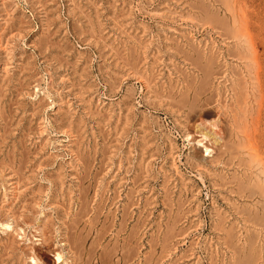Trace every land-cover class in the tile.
<instances>
[{
    "label": "rangeland",
    "instance_id": "obj_1",
    "mask_svg": "<svg viewBox=\"0 0 264 264\" xmlns=\"http://www.w3.org/2000/svg\"><path fill=\"white\" fill-rule=\"evenodd\" d=\"M204 1H0V56H2L0 57V67L4 68L3 71L2 67L0 68V162L3 164L0 165V181L4 182H2L3 184L0 182V191H2L0 192V200L5 201L0 203V211L2 212V214L0 212V226L7 220L10 222L6 223H10L13 226V231L9 230L10 232H5L0 227V264H58V262L59 264H264V223L261 222L262 218L264 220V199H261L263 197L259 194L260 190L256 182L252 181L251 177L248 178V175H251V172L245 168V162L248 164V157L242 152L243 146L237 144L239 139L237 127L240 121L235 120V114L239 113V109L237 108V102H234L236 100L232 98L237 92L243 90L244 82L242 80L245 75L251 74L250 71H253L256 67L259 68L260 65L263 69L262 71H264V59H262L264 58V1ZM226 6L229 7L226 8ZM241 6L246 13L244 14L245 16H242ZM233 14L234 17H231ZM235 15H237L236 18ZM233 18L236 20L234 21ZM229 23H231V28ZM251 36L253 38H250ZM214 41L218 43V45L216 44L218 47L215 46ZM247 41H250L249 45L254 47V52L246 44L248 43ZM193 43L195 48L192 47ZM199 43L204 44V47L199 45ZM244 43L245 46H243ZM10 46L13 47L11 48ZM5 47L10 48V50ZM181 47L185 51H181ZM197 47L202 52L201 54L198 53ZM202 47L204 49H200ZM207 47L210 48V52ZM229 48L231 49V54L233 51L234 54L237 53L239 56L242 52L241 57H233V54L228 55ZM210 53L213 56L212 60H210L212 57L209 55ZM4 55H7V57ZM12 55L17 57L14 58ZM216 55L218 59H216ZM191 56L194 58L199 56L200 59L197 58L195 62V59ZM214 56L216 61L213 60ZM243 56H248L250 59H243ZM237 57L241 58V60ZM191 59L194 64H190L192 62ZM242 59L245 63H241ZM224 60H230L231 64ZM257 60L260 65L252 66L251 64H257ZM224 63L228 64L225 65ZM247 63L249 67H253V70L248 67ZM235 64L238 65L237 68ZM206 67L207 70L211 69L212 72L210 70L206 72ZM246 68H249L250 71ZM135 69H137V72ZM200 69H203V72ZM235 70H237L238 74L239 70H241L240 73H243L238 75ZM204 72L208 74L203 77ZM181 73L185 77L181 76ZM217 73H219V76ZM227 76L228 79H226ZM169 78H171V81ZM187 79L189 80L187 81ZM151 80L154 81L150 83ZM202 80L203 82L199 83ZM191 81H195L194 84ZM233 82H235L234 85ZM224 83L226 84L225 86H223ZM200 84L202 85L200 86ZM212 86L213 88H211ZM219 86L221 88L220 92ZM178 87H182L183 90ZM145 88L147 89L145 90ZM154 89H157V93ZM177 89H179V92ZM214 89L216 92H214ZM223 89L225 90V95L223 94ZM170 91L172 92L169 93ZM197 91L201 93L199 94ZM221 92L225 98L224 96L221 97ZM44 93L48 95L45 96ZM49 93L52 95L49 96ZM167 94H170L169 96L171 97ZM173 94H176L175 100L172 98ZM181 96H188L189 101L186 103L187 98H184V100L182 98V102L184 101L183 103L186 104L180 101L181 105L178 103ZM207 96L209 99H207ZM213 96L217 98H212ZM192 97L195 100L197 99V101L194 99L191 101ZM210 98L212 99L209 102ZM221 100L222 102L224 101V104L220 103ZM174 101L178 104L175 103L177 105L175 107ZM205 101L207 105H205ZM166 103H171L173 106L171 104V106L169 104L166 105ZM162 104L163 106L161 107ZM218 104H221V109L218 108ZM183 105L187 107L192 105V108L181 107ZM202 105L205 106L201 107ZM157 106L158 108H156ZM194 107L198 109L196 111L197 114ZM219 110H221V115L218 119L217 128H220L222 133L224 132L222 128L225 129L226 127L229 130L225 129L224 134H222L223 138L220 140H218V136L215 133L210 132V130H213L211 123L216 119L214 115ZM171 113L174 114L172 115ZM175 114L177 118H174ZM187 114L191 116L189 120L192 121L185 119L189 117ZM5 115L6 117L9 115L7 121L10 120L11 122L5 123ZM202 115L205 116V119L208 118L204 124L200 123ZM197 117L199 119H196ZM223 118H225L226 123ZM228 120L229 122H227ZM187 121L190 125H187ZM180 122L183 124L181 123L180 125ZM192 122H194V125ZM38 123L40 124L38 125ZM37 126L40 127L37 128ZM7 128L10 129L8 135L7 132L4 133ZM39 128L40 130H38ZM1 134H5L4 137ZM2 138L6 139L3 140ZM46 139L48 140L46 141ZM234 140L237 143H234ZM170 141L173 143L171 146ZM49 142L50 144L48 145ZM15 143L16 147H13ZM193 143H198L199 145ZM203 143L212 149L211 154L205 151ZM227 143H231V147ZM46 146L48 147L46 148ZM212 146L216 147V151H214L215 147L213 148ZM23 147H28L26 148L28 151L32 150L31 154ZM229 147L231 152L236 154L228 151L229 149L227 148ZM13 148L18 150L14 149L12 151ZM22 150L26 152H24L25 155L29 153L26 155L27 157L25 156L28 159L27 161L23 157L24 153H22ZM218 151L223 153L220 158H218ZM8 152H10V155L14 152L12 153L13 158L18 156L15 161L11 156H8ZM37 152L40 153L38 154ZM174 154H176L177 158L174 157ZM192 155L196 157L193 156L192 158ZM235 155L236 157L238 156L239 161L235 157H233L234 160L232 159V156ZM21 157L23 158L21 159ZM216 157L217 160L215 159ZM226 158L230 159V161ZM23 159L28 163L25 164L24 161H19ZM29 160L34 165L30 164ZM226 160L228 164L233 163L231 168L230 165H225ZM241 160L242 162L244 161V165L240 168ZM19 163L25 166L22 167ZM204 163L207 167L204 166ZM41 164L43 165L41 166ZM208 165H211V167ZM2 167L5 169H1ZM175 167L177 168L176 170ZM210 168L217 172L214 174ZM244 168L245 170H242ZM145 170L149 171L146 173ZM221 171L224 172V176H220L223 174ZM13 172L14 176H12L13 174L11 175ZM235 174L238 176L234 177L236 179L232 177ZM22 175L25 177L23 178ZM59 177L62 179L61 181ZM231 177L233 181L235 180L233 184L230 183ZM239 177L242 179H239ZM19 178H22L20 179L21 181ZM28 178H31V180ZM170 179L172 180L171 182ZM209 179L212 180L209 181ZM247 180L251 182L247 183ZM25 182L28 184H25ZM63 182L65 183L63 184ZM224 182L227 186H225ZM240 184H243V186L241 187ZM167 185H170V187L168 188ZM230 188L233 190L230 191ZM238 188L244 190L241 191ZM250 190L254 193V195L252 193L253 197L249 196L251 195ZM8 191H11L10 194ZM14 192L17 193L18 197ZM230 193L232 194L229 195ZM238 193L242 194V198ZM237 197L239 198L237 199ZM235 198L237 199L236 201H234ZM165 199L166 201L168 200V204H166V201H162ZM257 199H260V203L257 202ZM261 200L263 201L261 202ZM178 201L181 203H178ZM231 201L232 204L233 202L237 204L232 205ZM183 202H185V207ZM227 202L230 203L227 204ZM170 204H173L171 205L172 210L170 209ZM234 207H238V211ZM2 209H4V212ZM218 210L222 213H219V215L226 216V220H223L224 223L222 221L223 218L221 217L222 219H220V216L216 215ZM7 211L11 212V214ZM13 211L16 212L14 213L16 217L12 213ZM4 214L10 217L12 215V217H5ZM188 214L189 216H187ZM231 214L236 215L232 216ZM252 215L255 216L253 219ZM138 216L140 217L138 218ZM217 218L223 224H220L221 222H218ZM255 219V223L257 222L256 224L260 225H254L253 220ZM230 220L235 222L234 227L238 226L240 230L233 228L231 225L234 223L232 224ZM243 222L247 224L245 225ZM213 226H217L216 228L218 229ZM219 226L222 227H220V230ZM230 226L234 232L228 228ZM245 226H248L247 228L251 232L247 228L246 230ZM258 226L259 229H257ZM253 228H255V232ZM228 229L229 232H226ZM243 229L246 232L241 234ZM58 253L61 255V261H58L56 257ZM79 256L82 258L80 259ZM34 260L37 262L35 263Z\"/></svg>",
    "mask_w": 264,
    "mask_h": 264
},
{
    "label": "bare ground",
    "instance_id": "obj_2",
    "mask_svg": "<svg viewBox=\"0 0 264 264\" xmlns=\"http://www.w3.org/2000/svg\"><path fill=\"white\" fill-rule=\"evenodd\" d=\"M1 1V0H0ZM204 1V0H203ZM226 1H228L229 2V0H226ZM231 1V0H230ZM236 1V0H235ZM246 0H244V2H245ZM264 1V0H263ZM262 1V2H263ZM205 2V1H204ZM210 2V1H209ZM233 2V1H232ZM241 2V1H240ZM257 2H259V1H257ZM261 2V1H260ZM247 3V2H246ZM226 4V3H225ZM229 4V3H228ZM253 4V3H252ZM260 4V3H259ZM263 4V3H262ZM261 4V5H262ZM1 5V4H0ZM194 5V4H193ZM245 5H247V4H245ZM258 5V4H257ZM229 7V6H228ZM227 6H226V8H228ZM248 7V6H247ZM240 8V7H239ZM241 8H242V6H241ZM234 9V8H233ZM238 9V8H237ZM259 9V8H258ZM261 9V8H260ZM264 9V8H263ZM262 9V10H263ZM3 10V9H2ZM241 10V9H240ZM251 10V9H250ZM261 11V10H260ZM264 11V10H263ZM231 12V11H230ZM235 12V11H234ZM240 12V11H239ZM238 12V13H239ZM247 12V11H246ZM0 13H1V11H0ZM233 13V12H232ZM242 16H245L244 14H246L245 13V11H243V8H242ZM236 16L237 15H235V18H236ZM263 16V15H262ZM1 17V16H0ZM227 17V16H226ZM230 17V16H229ZM231 17H234V14L233 15H231ZM246 17H248L247 15H246ZM232 19V18H231ZM240 19V18H239ZM243 19H245V17H243ZM242 19V20H243ZM262 19V18H261ZM2 20V19H1ZM195 20V19H194ZM233 20H234V18H233ZM236 20V19H235ZM234 20V21H235ZM238 20V19H237ZM230 21V20H229ZM238 22V21H237ZM233 23V22H232ZM230 24L231 23H229V27H230ZM241 24V23H240ZM242 24H244V23H242ZM248 24V23H247ZM239 26V25H238ZM248 26V25H247ZM233 27V26H232ZM239 27H241V26H239ZM231 28V27H230ZM244 28H247V27H244ZM48 29V28H47ZM250 29V28H249ZM233 30V29H232ZM2 31V30H1ZM44 31H46V30H44ZM237 31H238V29H237ZM236 31V32H237ZM242 31V30H241ZM43 32V31H42ZM240 32V31H239ZM247 32V31H246ZM250 32V31H249ZM248 33V32H247ZM246 33V34H247ZM20 35V34H19ZM3 36V35H2ZM95 37V36H94ZM238 37V36H237ZM240 37V36H239ZM250 38H253L252 36L250 37ZM8 39V38H7ZM6 39V40H7ZM10 39V38H9ZM12 39H14V38H12ZM23 39V38H22ZM192 39V38H191ZM240 39V38H239ZM4 40V39H3ZM247 40H249V39H247ZM251 40H253V39H251ZM8 41V40H7ZM203 41V40H202ZM201 41V42H202ZM207 41V40H206ZM236 41V40H235ZM264 41V40H263ZM6 42V41H5ZM14 42V41H13ZM53 42V41H52ZM193 42H195V41H193ZM215 42V41H214ZM225 42V41H224ZM238 42V41H237ZM248 43H246V44H250V41H247ZM7 43V42H6ZM35 43V42H34ZM204 43V42H203ZM226 43H228V42H226ZM252 43V42H251ZM253 43H254V41H253ZM2 44V43H1ZM10 44H11V42H10ZM179 44V43H178ZM192 44V43H191ZM190 44V45H191ZM194 44V43H193ZM215 44V46H216V44L218 45V43H214ZM224 44V43H223ZM234 44V43H233ZM4 45H6L5 43H4ZM12 45V44H11ZM17 45V44H16ZM199 45H202L201 43H199ZM204 45V44H203ZM202 45V46H203ZM220 45V44H219ZM2 46H3V44H2ZM36 46V45H35ZM192 46V45H191ZM195 46V44L192 46L193 48H195L194 47ZM206 46H208V44H206ZM234 46V45H233ZM243 46H245V43H244V45ZM242 46V47H243ZM250 47H251V45H249ZM8 47H9V44H8ZM7 47V48H8ZM11 47V46H10ZM13 47V46H12ZM11 47V48H12ZM16 47V46H15ZM204 47V46H203ZM200 48V49H204V48ZM209 47H210V45H209ZM216 47H218V46H216ZM215 47V48H216ZM236 47V46H235ZM234 47V48H235ZM247 47V46H246ZM6 48V47H5ZM6 48V49H7ZM208 48V47H207ZM206 48V49H207ZM212 48V47H211ZM219 48L221 49V47L219 46ZM252 49L251 50H253V52H254V50L255 49H253L254 47H251ZM257 48V47H256ZM9 50H10V48H8ZM7 49V50H8ZM47 49V48H46ZM140 49V48H139ZM181 49H182V47H181ZM180 49V50H181ZM197 49H198V47H197ZM205 49V50H206ZM209 49V52H210V48H208ZM223 49V48H222ZM236 49V48H235ZM242 49V48H241ZM0 50H1V47H0ZM4 50V49H3ZM63 50V49H62ZM194 50H196V49H194ZM213 50H214V48H213ZM229 51H228V55H232L233 57H235V56H238V54L237 53H235L234 54V52L232 51V54H231V49L229 48L228 49ZM240 50V49H239ZM243 50H244V47H243ZM243 50H241V51H243ZM250 50V51H251ZM12 51V50H11ZM16 51V50H15ZM65 51V50H64ZM132 51V50H131ZM181 51H185V50H181ZM191 51V50H190ZM198 51H199V49H198ZM204 51V50H203ZM235 51V50H234ZM247 51V50H246ZM3 52V51H2ZM19 52V51H18ZM208 52V51H207ZM213 52V51H212ZM222 52V51H221ZM244 52V51H243ZM248 52V51H247ZM255 52H257V51H255ZM6 53V52H5ZM8 53V52H7ZM10 53V52H9ZM15 53V52H14ZM14 53H12V54H14ZM199 54H201L202 52L201 51H199L198 52ZM242 53V52H241ZM241 53H240V55H241ZM258 53V52H257ZM214 54V53H213ZM225 54H227V53H225ZM224 54V55H225ZM237 54V55H236ZM244 55H246L245 53H243ZM262 54V53H261ZM192 55V54H191ZM194 55V54H193ZM209 55H211L212 56V54L210 53ZM215 55V54H214ZM239 55V56H240ZM249 55H250V53H249ZM255 55H258V54H255ZM5 57H7V55H4ZM3 56V57H4ZM13 56V55H12ZM17 56H18V54H17ZM16 56V57H17ZM208 56V55H207ZM217 56V55H216ZM238 56V57H239ZM252 56V55H251ZM0 57H2V56H0ZM14 58H16L15 56H13ZM185 57H186V55H185ZM188 57H189V55H188ZM191 57H193V56H191ZM202 57V56H201ZM226 57V56H225ZM237 57V58H238ZM241 57V56H240ZM255 58H256V56H254ZM253 57V58H254ZM197 58H199V56L198 57H196V58H194L193 57V59H195L194 61L196 62V60H197ZM212 58H213V56L211 57V59L210 60H212ZM244 58H246V59H250V57L248 58V56L246 57H244L243 56V59ZM2 59V58H1ZM3 59H6V58H3ZM200 59V58H199ZM203 59V58H202ZM201 59V60H202ZM206 59V58H205ZM204 59V60H205ZM209 59V58H208ZM216 59H218V56H217V58ZM216 59H215V56H214V59L213 60H215L216 61ZM232 59V58H231ZM239 59V58H238ZM243 59H242V61H241V63L242 62H244L243 61ZM258 59V58H257ZM261 59V58H260ZM262 59H264V58H262ZM12 60V59H11ZM14 60V59H13ZM18 60V59H17ZM138 60V59H137ZM142 60V59H141ZM173 60V59H172ZM201 60H199V61H201ZM207 60V59H206ZM222 60V59H221ZM239 60H241V58L239 59ZM252 60H254V59H252ZM8 61V60H7ZM143 61V60H142ZM147 61V60H146ZM145 61V62H146ZM186 61H188V60H186ZM190 61V60H189ZM191 63L190 64H192L194 61L191 59ZM223 61V60H222ZM225 61V60H224ZM227 61V60H226ZM225 61V62H226ZM230 61V60H229ZM229 61H227V62H229ZM248 61V60H247ZM261 61V60H260ZM5 62V61H4ZM15 62H17V61H15ZM209 62V61H208ZM207 62V63H208ZM213 62V61H212ZM219 62V61H218ZM232 62V61H231ZM250 62V61H249ZM248 62V63H249ZM252 62V61H251ZM264 62V61H263ZM8 63V62H7ZM18 63V62H17ZM132 63V62H131ZM141 63V62H140ZM174 63V62H173ZM200 63V62H199ZM206 63V64H207ZM230 63V62H229ZM238 63V62H237ZM245 63V62H244ZM247 63V64H248ZM253 63H254V61H253ZM258 63H260L258 60H257V64L256 63H254V64H251V63H249V64H251L252 66L253 65H256V66H258V65H260V64H258ZM12 65H13V63H11ZM10 64V65H11ZM146 64V63H145ZM179 64H180V62H179ZM183 64V63H182ZM189 64V65H190ZM194 64V63H193ZM198 64V63H197ZM225 64V63H224ZM228 63H226L225 65H227ZM231 64V63H230ZM234 64V63H233ZM232 64V65H233ZM240 64V63H239ZM246 64V65H247ZM249 64H248V67H249ZM263 64V63H262ZM7 65H9V64H7ZM6 65V66H7ZM22 65V64H21ZM24 65V64H23ZM142 65V64H141ZM184 65H186V64H184ZM187 65H188V63H187ZM187 65H186V67H187ZM209 65H211V64H209ZM215 65V64H214ZM220 65H222V64H220ZM231 65V66H232ZM236 65V64H235ZM18 66V65H17ZM199 67H200V65H198ZM202 66V65H201ZM204 66V65H203ZM230 66V65H229ZM228 66V67H229ZM237 66L238 65H236V68H237ZM2 67V66H1ZM0 67V68H1ZM8 67V66H7ZM138 67H139V65H138ZM138 67H137V69H138ZM185 67V66H184ZM198 67V68H199ZM212 67V66H211ZM223 67V66H222ZM15 68V67H14ZM13 68V69H14ZM22 68H24V67H22ZM134 68H135V66H134ZM187 68H189V67H187ZM227 68V67H226ZM230 68V67H229ZM232 69H233V66L231 67ZM242 68V67H241ZM241 68H238V69H241ZM249 68H251V67H249ZM249 68H246V69H248V71H250V69ZM2 69V71H3V67L1 68ZM9 69H10V66H9ZM137 69H135V71L137 70ZM177 69H178V67H177ZM228 69V68H227ZM252 70H253V67L251 68ZM8 70V69H7ZM6 70V71H7ZM122 70V69H121ZM186 70V69H185ZM192 70V69H191ZM201 71L203 70V69H200ZM199 70V71H200ZM211 72H212V70L211 69H209ZM209 70H207V67H206V72L208 71L209 72ZM223 70V69H222ZM225 70V69H224ZM263 69H262V67H261V65L259 66V68L258 67H256V68H254V70L253 71H250V73L251 74H249L247 71V73L249 74V75H245L244 76V81L242 80V82H244V88H243V90L242 91H239V92H237L236 93V95H234V96H232V98H233V100H236V101H234V102H237V104H238V111H239V113L237 112L236 114H235V120L236 121H240V124H239V126L237 127V133L239 134V139H238V143L237 142H235V140H234V143H237V144H240L241 146H243V148H242V152L244 153V154H246L247 155V157H248V164H247V162H245V168H246V170L247 171H250L251 173V175H248V178H250L251 177V179H252V181L254 180V182H256V184H257V186H258V188H259V190H260V193L259 192H257V193H259L260 195H261V197H263V198H261V199H264V71H262ZM1 71V70H0ZM142 71V70H141ZM173 71H175V70H173ZM177 71V70H176ZM189 71V70H188ZM196 71V70H195ZM218 71V70H217ZM216 71V72H217ZM228 71V70H227ZM236 71V74H238L237 73V70H235ZM240 71L241 70H239V74H242V73H240ZM243 71V70H242ZM137 72V71H136ZM136 72H134V73H136ZM194 72V71H193ZM203 72V71H202ZM210 72V74H212ZM222 72H224V71H222ZM1 73V72H0ZM179 73V72H178ZM182 73H185V72H182ZM181 73V76L183 75L184 77H185V75L184 74H182ZM188 73H190V72H188ZM187 73V74H188ZM232 73V72H231ZM131 74V73H130ZM141 74V73H140ZM145 74H146V72H145ZM186 74V73H185ZM193 74V73H192ZM201 74V73H200ZM205 74H208V73H203V77H204V75ZM209 74V75H210ZM220 74H221V72H220ZM226 74H227V72H226ZM229 74H230V72H229ZM235 74V75H236ZM238 74V75H239ZM38 75V74H37ZM133 75V74H132ZM179 75H180V73H179ZM196 75H198V73H196ZM217 75L219 76V73H217ZM237 75V77H239ZM134 76H136V75H134ZM133 76V77H134ZM143 76H145V75H143ZM149 76V75H148ZM148 76H146V77H148ZM194 76H195V74H194ZM201 76V75H200ZM207 76V75H206ZM211 76V75H210ZM214 76V75H213ZM229 76V75H228ZM228 76H227V78L226 79H228ZM231 76V75H230ZM241 76V75H240ZM18 77V76H17ZM47 77V76H46ZM138 77V76H137ZM197 77V76H196ZM207 77H209V76H207ZM236 77V76H235ZM235 77H234V79H235ZM243 77V76H242ZM242 77H241V79H242ZM10 78V77H9ZM174 78V77H173ZM181 78V77H180ZM191 78H192V76H191ZM213 78V77H212ZM232 78V77H231ZM13 79V78H12ZM24 79V78H23ZM44 79H45V77H44ZM136 79H139V78H136ZM157 79V78H156ZM170 79V81H171V78H169ZM179 79V78H178ZM194 79V78H193ZM210 79V78H209ZM240 79V78H239ZM48 80H50L49 78H48ZM47 80V81H48ZM145 80V79H144ZM155 80V79H154ZM154 80H151L150 81V83L151 82H153ZM173 80V79H172ZM182 80V79H181ZM189 79H187V81H188ZM200 80V79H199ZM218 80V79H217ZM220 80V79H219ZM22 81V80H21ZM51 81V80H50ZM177 81V80H176ZM187 81H186V83H187ZM234 81V80H233ZM235 81H236V79H235ZM165 82V81H164ZM163 82V83H164ZM185 82V81H184ZM193 84H194V82L195 81H191ZM190 82V83H191ZM203 82V80L202 81H199V83H202ZM215 82V81H214ZM217 82V81H216ZM219 82V81H218ZM224 82H226V81H224ZM230 82V81H229ZM228 82V83H229ZM239 82H240V80H239ZM162 83V84H163ZM169 83V82H168ZM172 84H173V82H171ZM170 83V84H171ZM176 83V82H175ZM179 83V82H178ZM189 83V82H188ZM213 83V82H212ZM220 83V82H219ZM234 83L235 82H233V85H234ZM143 84V83H142ZM147 84V83H146ZM159 84V83H158ZM162 84H161V86H162ZM182 84V83H181ZM180 84V85H181ZM197 84H198V81H197ZM209 84V83H208ZM232 84V83H231ZM240 84H241V82H240ZM52 85H53V82H52ZM113 85V84H112ZM118 85V84H117ZM156 85V84H155ZM175 85V84H174ZM202 84H200V86H201ZM207 85V84H206ZM213 85V84H212ZM221 85V84H220ZM226 84L224 83V85L223 86H225ZM236 85V84H235ZM238 85V84H237ZM22 86V85H21ZM151 86V85H150ZM159 86V85H158ZM168 86H170V85H168ZM187 86H188V84H187ZM210 86V85H209ZM215 86V85H214ZM218 86V85H217ZM228 86V85H227ZM230 86V85H229ZM232 86V85H231ZM239 86V85H238ZM241 86V85H240ZM26 87V86H25ZM49 87V86H48ZM148 87V86H147ZM171 87H172V85H171ZM182 87H183V85H182ZM181 87V88H182ZM149 88V87H148ZM164 88V87H163ZM162 88V89H163ZM173 88V87H172ZM178 88H180V87H178ZM181 88H180V90H181ZM189 88V87H188ZM196 88H197V86H196ZM211 88H213V86L211 87ZM219 88H220V86H219ZM229 88V87H228ZM230 88H234V87H230ZM242 88V87H241ZM50 89V88H49ZM52 89V88H51ZM147 88H145V90H146ZM151 89V88H150ZM153 89V88H152ZM161 89V90H162ZM184 89H185V87H184ZM187 89V88H186ZM191 89V88H190ZM225 89V88H224ZM223 89V90H224ZM18 90V89H17ZM155 90V89H154ZM157 90V89H156ZM155 90V91H156ZM166 90H167V88H166ZM165 90V91H166ZM178 90V92H179V89H177ZM182 90H183V88H182ZM203 90V89H202ZM209 90V89H208ZM227 90V89H226ZM234 90V89H233ZM43 91V90H42ZM47 91V90H46ZM49 91V90H48ZM58 91V90H57ZM159 91H160V89H159ZM185 91H187V90H185ZM201 91V90H200ZM200 91H197L199 94L201 93ZM221 91V88H220V90H219V92ZM228 91V90H227ZM232 91V90H231ZM41 92V91H40ZM45 92V91H44ZM113 92V91H112ZM147 92V91H146ZM153 92V91H152ZM172 91H170L169 93H171ZM183 92V91H182ZM193 92V91H192ZM214 92H216V90L214 89ZM242 92V93H241ZM132 93V92H131ZM130 93V94H131ZM156 93H157V91H156ZM159 93V95H161L160 94V92H158ZM186 93V92H185ZM197 93V94H198ZM234 93V92H233ZM50 94V93H49ZM145 94V93H144ZM148 94V93H147ZM162 94H163V92H162ZM176 94H178V93H176ZM175 94V95H176ZM180 94V93H179ZM182 94V93H181ZM184 94V93H183ZM194 94H195V91H194ZM204 94V93H203ZM209 94H210V92H209ZM212 94H214V93H212ZM224 95H225V90H224V93H223ZM227 94V93H226ZM231 94V93H230ZM229 94V95H230ZM19 95V94H18ZM44 95H45V93H44ZM46 95H48V94H46ZM45 95V96H46ZM52 94H50L49 96H51ZM152 95V94H151ZM168 95V94H167ZM170 95V94H169ZM168 95V96H169ZM175 95L173 94V96H172V98H174L175 97ZM193 95V94H192ZM215 95V94H214ZM224 95H222V92H221V97L222 96H224ZM228 95V94H227ZM124 96H126V95H124ZM153 96V95H152ZM167 96V97H168ZM184 96H186V95H184ZM184 96H181V97H179L180 98V100H179V102L177 101V99H176V101L178 102V103H180V101L182 102V98H183V100H184V98L186 99L187 97H184ZM216 96H217V94H216ZM216 96H213L212 98H217ZM148 97V96H147ZM150 97V96H149ZM169 97H171V96H169ZM221 97H219L220 99H222ZM227 97V96H226ZM154 98V97H153ZM156 98V97H155ZM158 98H160V97H158ZM189 98V97H188ZM188 98H187V101H186V103L189 101L188 100ZM212 98H210V100H208L209 102L211 101V99ZM224 98H225V96H224ZM229 98V97H228ZM193 99L195 100V98L194 97H192V100L191 101H193ZM200 99V98H199ZM207 99H209V97L207 96ZM219 99V100H220ZM231 99V98H230ZM150 100V99H149ZM153 100V99H152ZM166 100V99H165ZM174 100H175V98H174ZM206 100V99H205ZM217 100V99H216ZM223 100V99H222ZM222 100L220 101V103H223L224 104V101L222 102ZM157 101V100H156ZM195 101H197V99L195 100ZM194 101V102H195ZM207 101V100H206ZM206 101H205V103H206ZM207 101V102H208ZM218 101V100H217ZM227 101V100H226ZM230 101V100H229ZM99 102V101H98ZM150 102V101H149ZM170 102V101H169ZM172 102V101H171ZM177 102H175L174 101V107L175 106H177L178 104H177ZM184 102V101H183ZM182 102V103H183ZM209 102H208V104H209ZM212 102H216V101H212ZM211 102V103H212ZM151 103V102H150ZM158 103H160V102H158ZM162 103H163V100H162ZM177 105H176V104ZM182 103H180L181 105H182ZM186 103H183V104H186ZM23 104V103H22ZM44 104V103H43ZM125 104V103H124ZM161 104V103H160ZM165 104V103H164ZM169 104V103H168ZM167 103H166V105H168ZM171 104V103H170ZM169 104V105H170ZM172 104H173V102H172ZM171 104V105H172ZM191 104V103H190ZM222 104V105H223ZM11 105V104H10ZM25 105V104H24ZM133 105V104H132ZM170 105V106H171ZM193 105H194V103H193ZM205 105H207V103L205 104ZM205 105H202L201 107H203V106H205ZM216 105V104H215ZM231 105V104H230ZM12 106V105H11ZM50 106V105H49ZM163 106V104L161 105V107ZM173 106V105H172ZM192 106V105H191ZM191 106H189V107H187V106H185V105H183V106H181V107H187V108H192ZM232 106L234 107V105L232 104ZM196 107V106H195ZM194 107V108H195ZM221 104H218V108L219 109H221ZM231 107V106H230ZM46 108H47V106H46ZM49 108V107H48ZM156 108H158V106L156 107ZM164 108V107H163ZM168 108V107H167ZM178 108H179V106H178ZM193 108V109H194ZM225 108H227V107H225ZM173 109V108H172ZM177 109V108H176ZM181 109V108H180ZM208 109V108H207ZM24 110V109H23ZM27 110V109H26ZM175 110V109H174ZM173 110V111H174ZM184 110H186V109H184ZM195 110V112L198 110V109H194ZM210 110V109H209ZM223 110V109H222ZM236 110V109H235ZM3 111H5V110H3ZM8 111V110H7ZM28 111L30 112V110L28 109ZM42 111V110H41ZM169 111V110H168ZM167 111V112H168ZM172 111V110H171ZM179 111V110H178ZM190 111V110H189ZM225 111V110H224ZM43 112V111H42ZM177 112V111H176ZM175 112V113H176ZM180 112V111H179ZM191 112H193L192 110H191ZM213 112V111H212ZM226 112V111H225ZM14 113V112H13ZM34 113V112H33ZM41 113V112H40ZM186 113H188V112H186ZM211 113V112H210ZM229 113H230V111H229ZM6 114V113H5ZM37 114V113H36ZM172 115L174 114V113H171ZM180 114V113H179ZM184 114V113H183ZM196 114H197V112H196ZM209 114V113H208ZM40 115V114H39ZM43 115V114H42ZM41 115V116H42ZM46 115V114H45ZM181 115V114H180ZM187 115H189V114H187ZM191 115H192V113H191ZM193 115H195V113H193ZM203 115H205V114H203ZM202 115V116H203ZM209 115H211V114H209ZM213 115V114H212ZM220 115H221V110H219V111H217V113L214 115V116H216V119H215V121L214 122H212L211 123V126H212V128H213V130H210V132H213V133H215L217 136H218V140H220L221 138H223L222 137V134H224V132H225V129H226V127H225V129L224 128H222L223 130H224V132L222 133L221 131H220V128H217V123H218V119L220 118ZM9 115H7V117H8ZM179 116V115H178ZM186 116V115H185ZM184 116V117H185ZM205 116H207V115H205ZM205 116H203V117H201V119H200V123H202V124H204L205 122H206V120H208V118L207 119H205ZM224 116V115H223ZM4 117V116H3ZM7 117H6V115H5V118H4V120H5V123L6 122H11L10 120H8L7 121ZM191 116L189 115V117H187V118H185V119H187L188 121H192V120H189V118H190ZM44 118H45V116H44ZM69 118V117H68ZM174 118H177L176 117V114H175V116H174ZM180 118V117H179ZM234 118V117H233ZM156 119V118H155ZM155 119H154V122H155ZM184 119V120H185ZM191 119V118H190ZM196 119H199L198 117L196 118ZM225 118H223V121L226 123V121L224 120ZM2 120V119H1ZM46 120V119H45ZM50 120V119H49ZM48 120V121H49ZM175 120V119H174ZM194 120H195V118H194ZM230 120V119H229ZM229 120L227 121V122H229ZM232 120V119H231ZM3 121V120H2ZM39 121V120H38ZM157 121V120H156ZM187 121V122H188ZM126 122V121H125ZM158 122V121H157ZM183 122V121H182ZM182 122H180L179 124L181 125V123ZM186 122V121H185ZM223 122V123H224ZM156 123V122H155ZM175 123V122H174ZM194 122H192V124H193ZM40 123H38V125H39ZM46 124V123H45ZM54 124V123H53ZM154 124V123H153ZM169 124V123H168ZM176 124V123H175ZM183 124V123H182ZM187 124V123H186ZM228 124V123H227ZM30 125V124H29ZM43 125H44V122H43ZM159 125V124H158ZM187 125H190L189 124V122H188V124ZM194 125V124H193ZM47 126H49V125H47ZM67 126V125H66ZM116 126V125H115ZM143 126V125H142ZM164 126H165V124H164ZM174 127H175V125H173ZM221 126V125H220ZM228 128H229V126L228 125H226ZM252 126V127H251ZM38 127H40V126H37V128ZM55 127V126H54ZM53 127V128H54ZM64 127V126H63ZM144 127V126H143ZM154 127V126H153ZM180 127V126H179ZM232 127V126H231ZM10 128V127H9ZM9 128H7V129H9ZM49 128V127H48ZM102 128V127H101ZM159 128V127H158ZM161 128V127H160ZM171 128V127H170ZM182 128V127H181ZM184 128V127H183ZM205 128V127H204ZM1 129V128H0ZM7 129H5L4 130V133H6L7 132V135H8V133H9V131H10V129L8 130V131H6ZM12 129V128H11ZM67 129V128H66ZM122 129V128H121ZM188 129V128H187ZM189 129H191V128H189ZM221 129V130H222ZM36 130V129H35ZM38 130H40V128L38 129ZM63 130V129H62ZM194 130V129H193ZM204 130V129H203ZM206 130V129H205ZM226 130H228V129H226ZM68 131V130H67ZM171 131H173V130H171ZM170 131V132H171ZM190 131H192V130H190ZM229 131V130H228ZM33 132V131H32ZM45 132V131H44ZM64 132H65V127H64ZM69 132V131H68ZM182 132V131H181ZM181 132H180V135H181ZM199 132V131H198ZM27 133V132H26ZM37 133V132H36ZM42 133V132H41ZM51 133V132H50ZM66 133V132H65ZM172 133V132H171ZM194 133V132H193ZM203 133V132H202ZM230 133V132H229ZM188 134V133H187ZM5 135V134H4ZM4 135H2L1 134V136L2 137H4ZM42 135V134H41ZM67 135V134H66ZM74 135V134H73ZM199 135H201V134H199ZM207 135V134H206ZM205 135V136H206ZM226 135H228L227 133H226ZM10 136H11V134H10ZM14 136V135H13ZM44 136V135H43ZM68 136H69V134H68ZM115 136V135H114ZM163 136V135H162ZM194 136V135H193ZM203 136V135H202ZM232 136V135H231ZM46 137V136H45ZM70 137V136H69ZM144 137V136H143ZM198 137V136H197ZM204 137V136H203ZM6 138H8V137H6ZM5 138V139H6ZM13 138V137H12ZM15 138V137H14ZM38 138V137H37ZM48 138V137H47ZM73 138V137H72ZM80 138V137H79ZM161 138V137H160ZM168 138V137H167ZM171 138V137H170ZM186 138V137H185ZM208 138V137H207ZM229 138V137H228ZM3 140H5L4 138H2ZM9 139V138H8ZM23 139H25V138H23ZM43 139V138H42ZM114 139V138H113ZM139 139V138H138ZM174 139V138H173ZM193 139H195V138H193ZM197 139V138H196ZM210 139V138H209ZM225 139V138H224ZM236 139H237V137H236ZM246 139H248L247 140V142H246ZM13 140V139H12ZM48 139H46V141H47ZM71 140V139H70ZM75 140V139H74ZM169 140V139H168ZM172 140V139H171ZM203 140V139H202ZM215 140V139H214ZM27 141V140H26ZM26 141H24V142H26ZM73 141V140H72ZM71 141V142H72ZM189 141V140H188ZM190 141H191V139H190ZM199 141V140H198ZM208 141V140H207ZM217 141V140H216ZM227 141V140H226ZM243 141H244V143H243ZM2 142V141H1ZM14 142H15V140H14ZM23 142V141H22ZM39 142H40V140H39ZM44 142V141H43ZM165 142V141H164ZM175 142V141H174ZM194 142H195V140H194ZM218 142V141H217ZM220 142V141H219ZM7 143V142H6ZM5 143V144H6ZM29 143V142H28ZM41 143V142H40ZM168 143V142H167ZM170 143H171V141H170ZM196 143V142H195ZM195 143H193V144H195ZM202 143V142H201ZM210 143V142H209ZM222 143H223V140H222ZM232 143V142H231ZM229 144V143H227V144H229V146L231 147V145L232 144ZM47 144V143H46ZM50 144V142L48 143V145ZM173 143H171L170 144V146L172 145ZM177 144V143H176ZM216 144V143H215ZM236 144V146H238ZM19 145V144H18ZM44 145V144H43ZM52 145V144H51ZM95 145V144H94ZM191 145V144H190ZM189 145V146H190ZM195 145H199L198 143L197 144H195ZM225 145V144H224ZM41 146V145H40ZM145 146V145H144ZM203 146H204V148H205V151L209 154L211 151H212V149L208 146V145H206V144H204L203 143ZM12 147V146H11ZM13 147H16V143H15V146H13ZM25 147V146H24ZM23 147V148H24ZM43 147V146H42ZM48 146H46V148H47ZM50 147V146H49ZM107 147V146H106ZM173 147V146H172ZM192 147V146H191ZM213 147V146H212ZM215 147V146H214ZM213 147V148H214ZM224 147V146H223ZM226 147V146H225ZM228 147V146H227ZM230 147L229 148H227V149H229L228 151H230L231 152V150H230ZM2 148H3V146H2ZM6 148V147H5ZM26 148H28V147H26ZM26 148H24L25 150H27ZM44 148H45V146H44ZM95 148V147H94ZM108 148V147H107ZM180 148V147H179ZM218 148V147H217ZM14 149H16V148H13V150L12 151H14ZM41 149V148H40ZM176 149V148H175ZM175 149H173V150H175ZM223 149V148H222ZM5 150V149H4ZM10 150V149H9ZM16 150H18V149H16ZM15 150V151H16ZM42 150V149H41ZM46 150V149H45ZM103 150V149H102ZM171 150H172V148H171ZM232 150H233V147H232ZM240 150H241V148H240ZM3 151V150H2ZM1 151V152H2ZM23 152L22 153H24L25 151L24 150H22ZM32 150H30V151H28L27 150V152H31ZM47 151V150H46ZM45 151V152H46ZM84 151V150H83ZM193 151V150H192ZM214 151H216V147H215V149H214ZM44 152V151H43ZM43 152H42V154H43ZM48 152V151H47ZM168 152H169V149H168ZM219 152V151H218ZM235 152V151H234ZM9 153V155L8 156H11V158H13L12 156H13V154L12 153H14V152H12L11 153V155H10V152H8ZM26 153V152H25ZM25 153L23 154V157L25 158V156L26 155H28V154H26L25 155ZM34 153V152H33ZM38 154L40 153V152H37ZM36 153V154H37ZM203 153H204V151H203ZM213 153V152H212ZM231 153H233V152H231ZM241 153V152H240ZM242 153V154H243ZM31 154V153H30ZM36 154H34V155H36ZM50 154H51V152H50ZM168 154V153H167ZM166 154V155H167ZM172 154V153H171ZM211 154V153H210ZM219 157H218V155H217V157L218 158H220V155H223V153L220 151L219 153ZM233 154H236V153H233ZM1 155H3V154H1ZM15 155V154H14ZM46 155H47V153H46ZM143 155V154H142ZM165 155V156H166ZM176 154H174V157H176L175 156ZM182 155V154H181ZM190 155V154H189ZM245 155V156H246ZM30 156V155H29ZM42 156H44V155H42ZM61 156H64V155H61ZM80 156V155H79ZM95 156V155H94ZM106 156V155H105ZM119 156V155H118ZM154 156H155V153H154ZM169 156V155H168ZM178 156H179V154H178ZM193 156H195V155H192L191 157L193 158ZM5 157V156H4ZM4 157H2L3 159H5ZM18 157V156H17ZM17 157H14L13 159H14V161L16 160V158ZM23 157H21V159L23 158ZM27 157V156H26ZM36 157V156H35ZM115 157V156H114ZM170 157V156H169ZM196 157V156H195ZM213 157V156H212ZM217 157L215 158L216 160H217ZM233 157H235V158H237L236 157V155L235 156H232V159H233ZM10 158V159H11ZM32 158V157H31ZM30 158V159H31ZM37 158V157H36ZM49 158V157H48ZM47 158V159H48ZM64 158V157H63ZM144 158V157H143ZM172 158H173V156H172ZM177 158V157H176ZM179 158V157H178ZM230 158V157H229ZM1 159V158H0ZM33 159V158H32ZM31 159V160H32ZM38 159V158H37ZM46 159V158H45ZM94 159V158H93ZM129 159V158H128ZM174 159V158H173ZM187 159V158H186ZM214 159V158H213ZM227 160H228V158H226ZM25 160L27 161L28 159H26L25 158ZM44 160V159H43ZM42 160V161H43ZM178 160V159H177ZM216 160H215V162H216ZM218 160H220V159H218ZM227 160L225 161V163L227 162ZM234 160V159H233ZM243 160V159H242ZM242 160H241V163L242 164H240V168L242 167V165H244V161L242 162ZM1 161V160H0ZM3 161V160H2ZM11 161V163H12V159L10 160ZM14 161H13V163H14ZM19 161H24V159L23 160H19ZM48 161V160H47ZM46 161V162H47ZM73 161V160H72ZM95 161V160H94ZM200 161H201V159H200ZM199 161V162H200ZM214 161V160H213ZM224 161V160H223ZM228 161H230V159L228 160ZM237 161H239L238 160V158H237ZM246 161H247V159H246ZM25 162V161H24ZM29 162H30V160H29ZM34 162H35V160H34ZM38 162V161H37ZM40 162V161H39ZM92 162V161H91ZM136 162V161H135ZM142 162H143V160H142ZM198 162V163H199ZM201 162H203V161H201ZM220 162V161H219ZM2 162H0V165H3V164H1ZM18 163V162H17ZM26 163H28V162H25V164ZM32 162H30V164H31ZM44 163V162H43ZM115 163V162H114ZM195 163V162H194ZM211 163V162H210ZM224 163V162H223ZM23 164V163H22ZM33 164V163H32ZM40 164V163H39ZM44 164H47V163H44ZM72 164H73V162H72ZM71 164V165H72ZM78 164V163H77ZM142 164V163H141ZM170 164V163H169ZM173 164V163H172ZM203 164V163H202ZM228 163H226L225 165H227ZM233 164V163H232ZM232 164H228V166L230 165V168H231V165ZM235 164V163H234ZM247 164V165H246ZM10 165V164H9ZM12 165V164H11ZM19 165L20 166H22L20 163H19ZM18 165V166H19ZM29 165V164H28ZM34 165V164H33ZM43 164H41V166H42ZM74 165V164H73ZM144 165V164H143ZM200 165V164H199ZM207 165V164H206ZM214 165H215V163H214ZM218 165V164H217ZM237 165H238V163H237ZM17 166V165H16ZM25 165H23L22 167H24ZM45 166H47V165H45ZM148 166V165H147ZM146 166V167H147ZM163 166V165H162ZM173 166H174V164H173ZM179 166V165H178ZM194 166V165H193ZM202 166V165H201ZM204 166H205V163H204ZM209 166V165H208ZM216 166V165H215ZM223 166V165H222ZM239 166V165H238ZM5 167V166H4ZM4 167H2L1 169H3ZM11 167V166H10ZM27 167V166H26ZM30 167H31V165H30ZM38 167V166H37ZM40 167V166H39ZM70 167H72V166H70ZM76 167V166H75ZM160 167V166H159ZM198 167V166H197ZM205 167H207V166H205ZM209 167H211V165L209 166ZM208 167V168H209ZM217 167V166H216ZM232 167H234V166H232ZM247 167H248V169H247ZM6 168V167H5ZM4 168V169H5ZM12 168H13V166H12ZM19 168V167H18ZM17 168V169H18ZM45 168V167H44ZM148 168V167H147ZM163 168H164V166H163ZM189 168V167H188ZM222 168V167H221ZM220 168V169H221ZM235 168V167H234ZM237 168V167H236ZM245 168L244 169H242V170H245ZM8 169V168H7ZM20 169V168H19ZM18 169V170H19ZM39 169V168H38ZM40 169H42V168H40ZM60 169V168H59ZM85 169V168H84ZM146 169V168H145ZM148 169H150V168H148ZM177 168L175 167V170H176ZM211 169V168H210ZM218 169H219V167H218ZM223 169V168H222ZM225 169H227V168H225ZM224 169V170H225ZM80 170V169H79ZM172 170V169H171ZM190 170V169H189ZM196 170V169H195ZM207 170V169H206ZM209 170V169H208ZM212 170V169H211ZM210 170V171H211ZM216 170V169H215ZM228 170V169H227ZM233 170V169H232ZM241 170V169H240ZM9 171V170H8ZM12 171V170H11ZM21 171V170H20ZM19 171V172H20ZM22 171H24V170H22ZM30 171V170H29ZM35 171V170H34ZM62 171V170H61ZM88 171V170H87ZM98 171V170H97ZM147 171H149V170H145V172L147 173ZM182 171V170H181ZM210 171H208V172H210ZM219 171V170H218ZM237 171H238V169H237ZM27 172V171H26ZM160 172V171H159ZM176 172H178V171H176ZM212 172L215 174L216 172H214L213 170H212ZM222 172V171H221ZM226 172H228V171H226ZM230 172H232V171H230ZM234 172H235V170H234ZM233 172V173H234ZM244 172V171H243ZM246 172V171H245ZM1 173V172H0ZM16 173V172H15ZM21 173V172H20ZM30 173H31V171H30ZM62 173V172H61ZM150 173V172H149ZM163 173V172H162ZM196 173V172H195ZM207 173V172H206ZM219 173V172H218ZM223 174L222 175H220V176H224V172H222ZM10 174V173H9ZM13 174V175H12ZM172 174V173H171ZM201 174V173H200ZM220 174V173H219ZM226 174V173H225ZM230 174V173H229ZM249 174V173H248ZM1 175V174H0ZM4 175V174H3ZM11 175L12 176H14V172L13 173H11ZM59 175H60V173H59ZM62 175V174H61ZM114 175V174H113ZM210 175H212V174H210ZM228 175V174H227ZM243 175V174H242ZM5 176V175H4ZM19 176H20V174H19ZM23 176V175H22ZM21 176V177H22ZM89 176V175H88ZM112 176V175H111ZM138 176V175H137ZM149 176H150V174H149ZM182 176H184V175H182ZM208 176V175H207ZM217 176H219L218 174H217ZM11 177V176H10ZM25 176H23V178H24ZM30 177V176H29ZM49 177V176H48ZM185 177H188V176H185ZM184 177V178H185ZM233 178L234 177H238V176H236V174L235 175H233L232 176ZM232 177H231V179H232ZM5 178V177H4ZM13 178V177H12ZM32 178V177H31ZM31 178H28V179H30L31 180ZM60 178V177H59ZM97 178V177H96ZM143 178V177H142ZM171 178V177H170ZM173 178V177H172ZM211 178V177H210ZM220 178H222V179H224L223 177H220ZM226 178V177H225ZM227 178H228V176H227ZM226 178V179H227ZM244 178V177H243ZM6 179V178H5ZM11 179V178H10ZM9 179V180H10ZM20 179H22V178H19V180ZM52 179V178H51ZM166 179V178H165ZM187 179H189V178H187ZM200 179L202 180V177L200 176ZM205 179V178H204ZM213 179V178H212ZM211 179V180H212ZM234 179H236V178H234ZM239 179H242V178H240L239 177ZM247 179V178H246ZM16 180V179H15ZM18 180V181H19ZM29 180V181H30ZM33 180V179H32ZM54 180V179H53ZM62 179L60 178V181H61ZM200 180V181H201ZM206 180H208V179H206ZM210 179H209V181H211ZM229 180V179H228ZM11 182H12V180H10ZM14 181V180H13ZM21 181V180H20ZM23 181V180H22ZM138 181V180H137ZM172 180L170 179V182H171ZM183 181H185L184 179H183ZM215 181V180H214ZM227 183H229L227 180H225ZM230 181V180H229ZM235 181V180H234ZM233 179L230 181V183H232L233 184ZM1 182V181H0ZM3 182V181H2ZM1 182V183H2ZM52 182V181H51ZM55 182H56V179H55ZM84 182V181H83ZM165 182V181H164ZM167 182V181H166ZM169 182V181H168ZM191 182H193V181H191ZM238 182V181H237ZM243 182H244V180H243ZM250 183L251 181H248L247 180V183ZM4 183V182H3ZM2 183V184H3ZM5 183H7L6 181H5ZM23 183H24V181H23ZM27 182H25V184H26ZM65 182H63V184H64ZM147 183V182H146ZM179 183V182H178ZM195 183V182H194ZM222 183H223V180H222ZM240 183H241V180H240ZM11 185H12V183H10ZM9 184V186H11ZM14 184V183H13ZM28 184V183H27ZM52 184H55V183H52ZM57 184H58V182H57ZM60 184V183H59ZM164 184V183H163ZM186 184V183H185ZM191 184V183H190ZM224 184H225V182H224ZM245 184H246V182H245ZM244 184V185H245ZM256 184L254 185V188H255V186H256ZM8 185V184H7ZM15 185H17V184H15ZM19 185V184H18ZM56 185V184H55ZM165 185V184H164ZM183 185H184V183H183ZM194 185V184H193ZM205 185V184H204ZM216 185V184H215ZM238 185H239V183H238ZM241 185V187L243 186V184H240ZM14 186V185H13ZM21 186V185H20ZM168 186V185H167ZM172 186V185H171ZM186 186H187V184H186ZM199 186H200V184H199ZM225 186H227L226 184H225ZM245 186H247V185H245ZM0 187H1V185H0ZM18 187V186H17ZM170 187V185L168 186V188ZM205 187V186H204ZM215 187H218V186H215ZM232 187V186H231ZM240 187V186H239ZM249 187H251V186H249ZM8 188V187H7ZM7 188H4V189H7ZM14 188V187H13ZM166 188V187H165ZM176 188H177V186H176ZM186 188V187H185ZM192 188V187H191ZM193 188H194V186H193ZM198 188V187H197ZM223 188H226V187H223ZM233 188V187H232ZM232 188H230V191L231 190H233ZM248 188V187H247ZM258 188H256V189H258ZM11 189V188H10ZM173 189V188H172ZM171 189V190H172ZM183 189V188H182ZM187 189V188H186ZM217 189V188H216ZM228 189V188H227ZM239 190H244V189H242V188H238ZM246 189V188H245ZM255 189V190H256ZM13 190V189H12ZM95 190V189H94ZM188 190V189H187ZM194 190V189H193ZM193 190H192V192H193ZM197 190V189H196ZM198 190H199V188H198ZM220 190V189H219ZM7 191V190H6ZM184 191V190H183ZM200 191H201V189H200ZM217 191V190H216ZM220 191H222V190H220ZM0 192H2V191H0ZM11 192V191H10ZM10 192L8 191V193L10 194ZM15 192H17L16 190H15ZM14 192V193H15ZM134 192V191H133ZM173 192V191H172ZM180 192H182V191H180ZM185 192V191H184ZM189 192V191H188ZM191 192V193H192ZM227 192H228V190H227ZM237 192V191H236ZM239 192V191H238ZM174 193H176V192H174ZM198 193V192H197ZM214 193V192H213ZM220 193H222V192H220ZM250 193H251V195H249L250 197L252 196L253 197V195H254V193H253V191H251L250 190ZM252 193H253V195H252ZM1 194V193H0ZM12 194V193H11ZM16 195H17V193H15ZM117 194V193H116ZM181 194V193H180ZM194 194V193H193ZM223 194H225V193H223ZM232 193H230L229 195H231ZM238 194H240V197H241V193H238ZM243 194H244V192H243ZM13 195V194H12ZM11 195V196H12ZM167 195V194H166ZM210 195V194H209ZM222 195V194H221ZM4 196V195H3ZM117 196V195H116ZM180 196V195H179ZM178 196V197H179ZM187 196V195H186ZM220 196V195H219ZM244 196V195H243ZM246 196V195H245ZM248 196V197H249ZM2 197V196H1ZM14 197V196H13ZM12 197V198H13ZM16 197V196H15ZM17 197H18V195H17ZM97 197V196H96ZM192 197V196H191ZM216 197V196H215ZM236 197V196H235ZM108 198V197H107ZM132 198V197H131ZM171 198V197H170ZM212 198V197H211ZM226 198V197H225ZM224 198V199H225ZM228 198V197H227ZM226 198V199H227ZM239 197H237V199H238ZM242 198V197H241ZM245 198V197H244ZM3 199V198H2ZM5 199V198H4ZM8 199V198H7ZM10 199V198H9ZM8 199V200H9ZM15 199V198H14ZM189 199V198H188ZM197 199V198H196ZM218 199V198H217ZM216 199V200H217ZM229 199V198H228ZM233 199V198H232ZM236 198L234 199V201H236L237 200ZM11 200V199H10ZM37 200V199H36ZM106 200V199H105ZM258 200V199H257ZM2 200H0V203H2L1 202ZM162 201H166V199L165 200H162ZM168 201V200H167ZM167 201H166V204H168L167 203ZM171 201V200H170ZM249 201V200H248ZM248 201H247V204H248ZM254 201V200H253ZM263 200H261V202H262ZM5 202V201H4ZM3 202V203H4ZM8 202V201H7ZM13 202H14V200H13ZM180 201H178V203H179ZM198 202V201H197ZM216 202V201H215ZM245 202H246V200H245ZM250 202V201H249ZM256 202V201H255ZM257 202H259L260 203V199L257 201ZM12 203V202H11ZM181 203V202H180ZM187 203V202H186ZM190 203H192V202H190ZM220 203V202H219ZM219 203H218V205H219ZM230 203V202H229ZM228 202H227V204H229ZM236 203V202H235ZM234 202H233V204H232V201H231V204L232 205H234L235 204ZM6 204V203H5ZM13 204V203H12ZM41 204V203H40ZM135 204V203H134ZM164 204H165V202H164ZM175 204V203H174ZM184 204H185V202H183V206H184ZM195 204V203H194ZM198 205H200L199 203H197ZM216 204H217V202H216ZM237 204V203H236ZM246 204V203H245ZM246 204V205H247ZM251 204V203H250ZM11 205V204H10ZM14 205V204H13ZM171 205H173V204H170L169 206H170V209H171ZM222 205V204H221ZM232 205H230V206H232ZM239 205V204H238ZM258 205V204H257ZM257 205H255V206H257ZM264 205V204H263ZM5 206V205H4ZM129 206V205H128ZM168 206V207H169ZM245 206V205H244ZM249 206V205H248ZM253 206V205H252ZM5 207H7V206H5ZM42 207V206H41ZM185 207V206H184ZM197 207H199V206H197ZM218 207V206H217ZM224 207V206H223ZM90 208V207H89ZM94 208V207H93ZM183 208V207H182ZM186 208H187V206H186ZM185 208V209H186ZM214 208V207H213ZM225 208V207H224ZM235 208H237V211H238V207H234V209ZM239 208H241V207H239ZM245 208V207H244ZM246 208H249V207H246ZM251 208V207H250ZM263 208H264V206H263ZM1 209V208H0ZM7 210H8V208H6ZM9 209H10V207H9ZM11 209H12V206H11ZM99 209V208H98ZM180 209V208H179ZM191 209H193V208H191ZM190 209V210H191ZM199 209V208H198ZM225 209H227V208H225ZM231 209V208H230ZM233 209V210H234ZM4 209H2V211H3ZM14 210V209H13ZM82 210V209H81ZM172 210V209H171ZM188 210H189V208H188ZM194 210V209H193ZM195 210H197V209H195ZM214 210V209H213ZM215 210H217V208H215ZM214 210V211H215ZM242 210V209H241ZM6 211V210H5ZM67 211V210H66ZM65 211V212H66ZM69 211V210H68ZM180 211V210H179ZM219 211V210H218ZM217 211V214L216 215H219V213H220V211L218 212ZM229 211V210H228ZM240 211V210H239ZM247 211V210H246ZM258 211V210H257ZM1 212V211H0ZM4 212V211H3ZM8 212V211H7ZM37 212V211H36ZM89 212V211H88ZM170 212V211H169ZM184 212V211H183ZM194 212V211H193ZM250 212H252V211H250ZM259 212V211H258ZM8 213H10L11 214V212H8ZM13 214L14 213H16L15 211H13L12 212ZM186 213V212H185ZM214 213V212H213ZM228 213V212H227ZM235 213V212H234ZM247 213V212H246ZM253 213V212H252ZM1 214H2V212H1ZM19 214V213H18ZM128 214V213H127ZM141 214V213H140ZM215 214V213H214ZM220 214H222V213H220ZM225 214V213H224ZM238 214V213H237ZM258 214V213H257ZM5 215V217H8L9 215H7L6 216V214H4ZM36 215H37V213H36ZM97 215V214H96ZM106 215V214H105ZM175 215V214H174ZM215 215V216H216ZM232 215V214H231ZM236 215V214H235ZM235 215H232V216H235ZM240 215V214H239ZM243 215H244V213H243ZM248 215H250L249 213H248ZM2 216V215H1ZM14 216H15V214H14ZM19 216V215H18ZM88 216V215H87ZM108 216V215H107ZM146 216V215H145ZM171 216V215H170ZM176 216V215H175ZM187 216H189V214L187 215ZM220 216V219H222V221L226 218V216L225 217H223L224 215H219ZM242 216V215H241ZM240 216V217H241ZM253 216V215H252ZM264 216V215H263ZM10 217V216H9ZM11 217H12V215H11ZM10 217V218H11ZM16 217V216H15ZM84 217V216H83ZM140 216H138V218H139ZM222 217V218H221ZM228 217V216H227ZM250 218H251V215L249 216ZM255 216H253L252 217V219L254 218ZM9 218V219H10ZM38 218V217H37ZM96 218H97V216H96ZM146 218V217H145ZM176 218V217H175ZM237 218V217H236ZM242 219H243V217H241ZM259 218V217H258ZM258 218H256V219H258ZM4 219H6V218H4ZM15 219V218H14ZM58 219V218H57ZM61 219V218H60ZM172 219H174V218H172ZM212 219V218H211ZM218 219V218H217ZM229 219V218H228ZM231 219V218H230ZM234 219V218H233ZM240 219V218H239ZM239 219H237V220H239ZM246 219H247V217H246ZM251 219V220H252ZM256 219L255 220H253L254 222V225L257 223H255V221H256ZM11 220V219H10ZM17 220V219H16ZM29 220V219H28ZM39 220V219H38ZM226 220V219H225ZM236 220V221H237ZM244 220V219H243ZM260 220H261V218H260ZM0 221H1V219H0ZM13 221V220H12ZM97 221V220H96ZM175 221V220H174ZM230 221H232V220H230ZM249 221V220H248ZM248 221H246L247 223H248ZM257 221H259V220H257ZM6 222H10V221H6ZM2 223L1 224V226L0 227H2V229H3V231H9V230H12L13 231V226L10 224V223ZM25 222V221H24ZM36 222V221H35ZM111 222V221H110ZM126 222V221H125ZM128 222V221H127ZM214 222H215V219H214ZM218 222H221V220L219 221V219H218ZM227 223H228V221H226ZM242 222V221H241ZM261 222L262 223H264V220H263V218H262V220H261ZM40 223V222H39ZM223 223H224V221H223ZM222 222L220 223V224H223ZM234 223V224H233ZM245 225L247 224V223H245V222H243ZM242 223V224H243ZM26 224V223H25ZM31 224V223H30ZM109 224V223H108ZM134 224V223H133ZM196 224V223H195ZM232 224L233 225H231V226H233V228H237V229H239L238 228V226H236V227H234V225H235V222H233L232 221ZM237 225H238V223H236ZM38 225V224H37ZM37 225H35V226H37ZM45 225V224H44ZM112 225V224H111ZM256 225H260V224H256ZM15 226V225H14ZM31 226V225H30ZM34 226V225H33ZM55 226V225H54ZM190 226V225H189ZM225 226V225H224ZM228 227L230 230L232 229V227ZM240 226V225H239ZM242 226V225H241ZM244 226V225H243ZM248 226H249V224H248ZM247 226V227H248ZM74 227V226H73ZM108 227V226H107ZM172 227V226H171ZM176 227V226H175ZM213 227H217V226H213ZM221 226H219V230L222 228H220ZM246 226H245V229L247 228ZM254 227V226H253ZM134 228V227H133ZM187 228V227H186ZM226 228V227H225ZM224 228V229H225ZM250 228V227H249ZM252 228V227H251ZM21 229V228H20ZM40 229V228H39ZM81 229V228H80ZM92 229V228H91ZM111 229V228H110ZM135 229V228H134ZM143 229V228H142ZM161 229V228H160ZM216 229H218V228H216ZM224 229H222L223 231H225ZM229 229H228V231L226 230V232H229ZM248 229V228H247ZM246 229V230H247ZM254 229V232H255V228H253ZM257 229H259V226H258V228ZM264 229V228H263ZM109 230V229H108ZM138 230V229H137ZM141 230V229H140ZM188 230V229H187ZM213 230H214V228H213ZM221 230V231H222ZM240 230V229H239ZM238 230V232H240ZM1 231V230H0ZM25 231V230H24ZM104 231V230H103ZM121 231H123V230H121ZM139 231V230H138ZM138 231H137V233H138ZM142 231V230H141ZM159 231V230H158ZM178 231V230H177ZM232 231H233V229H232ZM242 231V230H241ZM248 231H250L249 229H248ZM262 231V230H261ZM264 231V230H263ZM10 232V231H9ZM120 232V231H119ZM219 232V231H218ZM234 232V231H233ZM237 232V231H236ZM237 232V233H238ZM243 232H246V231H244V229H243V231H242V233L241 234H243ZM251 232V231H250ZM253 232V233H254ZM259 232V231H258ZM157 233V232H156ZM7 235H8V233H6ZM9 234H11V233H9ZM65 234V233H64ZM130 234V233H129ZM233 234V233H232ZM259 234V233H258ZM143 235V234H142ZM174 235V234H173ZM236 235V234H235ZM247 235V234H246ZM65 236V235H64ZM118 236V235H117ZM184 236V235H183ZM164 237V236H163ZM157 238V237H156ZM71 239V238H70ZM102 239V238H101ZM168 239V238H167ZM63 240H64V238H63ZM72 240V239H71ZM98 240V239H97ZM130 240V239H129ZM140 240V239H139ZM171 240V239H170ZM9 242V241H8ZM68 242V241H67ZM168 242V241H167ZM117 243V242H116ZM123 243V242H122ZM127 243V242H126ZM132 243V242H131ZM114 244V243H113ZM6 245V244H5ZM142 245V244H141ZM6 247H8V246H6ZM10 247V246H9ZM114 247V246H113ZM51 248V247H50ZM168 248V247H167ZM10 249V248H9ZM71 249V248H70ZM60 250V249H59ZM128 250V249H127ZM108 251V250H107ZM115 251V250H114ZM23 252V251H22ZM51 252V251H50ZM60 252H62V251H60ZM96 252V251H95ZM117 252V251H116ZM136 252V251H135ZM134 252V253H135ZM82 253V252H81ZM22 254V253H21ZM25 254V253H24ZM61 254V253H60ZM63 254V253H62ZM90 254V253H89ZM105 254V253H104ZM113 254V253H112ZM136 254V253H135ZM103 255V254H102ZM107 255V254H106ZM63 256H64V254H63ZM62 256V257H63ZM91 256V255H90ZM100 256V255H99ZM136 256H137V254H136ZM57 257V259H58V261H61L62 259H61V255H59V253H58V256H56ZM65 257V256H64ZM80 257V256H79ZM102 257V256H101ZM134 257V256H133ZM82 257H80V259H81ZM91 258V257H90ZM2 259V258H1ZM61 259V260H60ZM126 259V258H125ZM65 260V259H64ZM68 260V259H67ZM35 261V260H34ZM74 261V260H73ZM75 261H76V259H75ZM90 261H91V259H90ZM37 261H35V263H36ZM21 263V262H20ZM64 263H66V262H64ZM69 263V262H68ZM136 263H138V262H136ZM58 264H59V262H58ZM90 264V263H89Z\"/></svg>",
    "mask_w": 264,
    "mask_h": 264
}]
</instances>
